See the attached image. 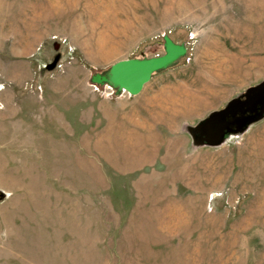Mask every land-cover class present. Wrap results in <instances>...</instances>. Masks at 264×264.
Returning a JSON list of instances; mask_svg holds the SVG:
<instances>
[{
    "label": "rangeland",
    "instance_id": "obj_1",
    "mask_svg": "<svg viewBox=\"0 0 264 264\" xmlns=\"http://www.w3.org/2000/svg\"><path fill=\"white\" fill-rule=\"evenodd\" d=\"M260 83L264 0H0V264H264V109L192 132Z\"/></svg>",
    "mask_w": 264,
    "mask_h": 264
},
{
    "label": "water",
    "instance_id": "obj_2",
    "mask_svg": "<svg viewBox=\"0 0 264 264\" xmlns=\"http://www.w3.org/2000/svg\"><path fill=\"white\" fill-rule=\"evenodd\" d=\"M185 48L163 36V54L146 59H128L114 63L105 76L95 75L93 82L108 84L130 96L140 93L151 76L173 65L185 55ZM55 64V61H54ZM53 64V66H54ZM264 83L249 88L242 96L228 102L221 110L211 113L199 122L192 132L199 145L216 146L226 134L243 131L262 116Z\"/></svg>",
    "mask_w": 264,
    "mask_h": 264
}]
</instances>
